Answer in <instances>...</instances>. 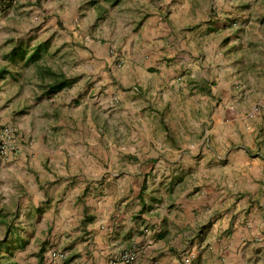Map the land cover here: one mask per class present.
I'll use <instances>...</instances> for the list:
<instances>
[{"label": "rangeland", "instance_id": "rangeland-1", "mask_svg": "<svg viewBox=\"0 0 264 264\" xmlns=\"http://www.w3.org/2000/svg\"><path fill=\"white\" fill-rule=\"evenodd\" d=\"M21 1L12 14L17 0H0V16L10 14L0 25V70L10 71L0 76V123L19 138L17 153L0 159L25 160L0 198L19 205L0 214L9 221L0 264H49L53 252L60 264H87L92 227L111 223L120 224L113 263L126 252L138 259L125 228L129 239L152 231L142 215L220 175L225 155L264 161V0ZM20 41H48L41 63L74 83L45 95L35 65L4 58ZM213 216L189 237L239 232L229 223L212 233Z\"/></svg>", "mask_w": 264, "mask_h": 264}, {"label": "crops", "instance_id": "crops-1", "mask_svg": "<svg viewBox=\"0 0 264 264\" xmlns=\"http://www.w3.org/2000/svg\"><path fill=\"white\" fill-rule=\"evenodd\" d=\"M21 3V0H17L15 5L10 6L9 12L17 13L14 8L22 5ZM9 15L0 16V25L6 24L5 18H10ZM172 16L173 14L168 19L172 20ZM167 23L165 21L163 24L165 31L169 29ZM245 154V151H241L230 156L225 155L229 164L222 169L220 175L214 173L215 171L207 174L209 181H203L206 185H203V182L192 181L185 190L186 192L173 195L175 201L172 207L162 204L159 209L155 210V213L151 212V216L142 215L155 225L152 231L132 236L129 239V226L125 228V235L128 237L125 247H134L139 250L137 264H264V161H252L250 157L245 159ZM24 161V159H0V198L5 191L13 193V189L5 184V178L11 173L17 181L16 177H19L17 167ZM233 173L236 179L230 182ZM142 177L145 178V175ZM217 178H221V183ZM218 183L220 187L217 186ZM200 184H202L200 190L194 191V188ZM130 186L131 189L135 188L134 184L128 185ZM26 197L28 199L27 195ZM33 198L35 206H38L40 195ZM132 198L128 194L125 195L122 198L123 203L128 204ZM18 207V204L13 207L12 203L4 206L3 201L0 200V214L6 209L12 213ZM246 212L249 213L246 217L247 223L241 226L240 223L245 221ZM131 213L132 210L122 215ZM195 213L197 216H194ZM202 215H208V217L216 215L212 219V233L217 234L225 230L229 223L235 224L239 232L231 235L230 238L215 237L196 240L193 237L190 238L188 230L193 231L198 224H201ZM232 216L235 217L232 218ZM7 221L0 215V232L5 229ZM111 224L113 227L108 224L102 227L100 225L92 227L94 237L91 240V246H88L91 253L87 264H114L113 258L120 251V247L114 244L116 230L120 224ZM245 229L247 236L249 232L255 235L253 240L248 241L245 235L241 236V232ZM166 231L170 233L165 234ZM158 232L162 233L158 234ZM1 240H3L2 233L0 234ZM207 244L210 247L208 250L201 248ZM81 256L78 262L87 260L88 256L83 251Z\"/></svg>", "mask_w": 264, "mask_h": 264}, {"label": "trees", "instance_id": "trees-1", "mask_svg": "<svg viewBox=\"0 0 264 264\" xmlns=\"http://www.w3.org/2000/svg\"><path fill=\"white\" fill-rule=\"evenodd\" d=\"M118 1L114 0V3ZM48 54H50L48 41H40L34 45L20 41L11 51L5 54L4 58L11 64H17L20 61L24 65H35L37 74L42 80L43 93L53 95L71 86L74 80L62 71L43 65L41 62ZM3 73H10V71L4 67L0 70V76Z\"/></svg>", "mask_w": 264, "mask_h": 264}, {"label": "built area", "instance_id": "built-area-1", "mask_svg": "<svg viewBox=\"0 0 264 264\" xmlns=\"http://www.w3.org/2000/svg\"><path fill=\"white\" fill-rule=\"evenodd\" d=\"M2 6L0 5V11ZM19 148V138L14 129L9 125L0 123V157L8 158L15 155ZM65 258L60 252H53L49 264H60ZM122 264H137V254L134 252H126L121 257Z\"/></svg>", "mask_w": 264, "mask_h": 264}]
</instances>
